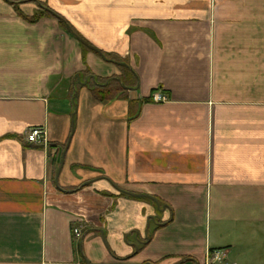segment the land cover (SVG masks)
I'll return each mask as SVG.
<instances>
[{
  "label": "crops",
  "instance_id": "crops-1",
  "mask_svg": "<svg viewBox=\"0 0 264 264\" xmlns=\"http://www.w3.org/2000/svg\"><path fill=\"white\" fill-rule=\"evenodd\" d=\"M211 251L264 264V0H0V264Z\"/></svg>",
  "mask_w": 264,
  "mask_h": 264
},
{
  "label": "built area",
  "instance_id": "built-area-1",
  "mask_svg": "<svg viewBox=\"0 0 264 264\" xmlns=\"http://www.w3.org/2000/svg\"><path fill=\"white\" fill-rule=\"evenodd\" d=\"M168 100L167 98L160 93L154 94L151 97V102L155 104H162L166 103ZM26 142L33 145H46L47 144V138L46 133L43 128H32L26 133ZM74 235L79 234L78 229L73 230ZM225 253L222 251H214L210 252L207 255V264H223L225 262Z\"/></svg>",
  "mask_w": 264,
  "mask_h": 264
},
{
  "label": "water",
  "instance_id": "water-1",
  "mask_svg": "<svg viewBox=\"0 0 264 264\" xmlns=\"http://www.w3.org/2000/svg\"><path fill=\"white\" fill-rule=\"evenodd\" d=\"M54 18H56L57 20H59V21H62L61 20V18H59L56 14H54V13H50ZM65 28H66V31L73 37V38H75L82 46H84L86 49H88V50H90V51H93V52H95V53H97L103 60H106V58L104 57V55L99 51V50H97L96 48H94L92 45H90L89 43H87L85 40H83L82 38H80L79 36H77L75 33H74V31H73V29L70 27V26H68L67 24H65ZM73 133V122H72V124H71V134ZM70 138H71V136L69 137V139H68V141H67V143H66V146H65V149H64V153H63V155H62V159H61V163H60V167H59V169H58V171H57V173H56V177H55V183L57 184V178H58V175H59V173H60V171H61V168H62V165H63V159H64V156H65V153L67 152V149H68V147H69V143H70ZM120 192H123V191H120ZM123 193H125V192H123ZM125 194H127V195H130V196H132V197H136V198H148V199H150L154 204H155V206H156V208H157V210L158 211H164L166 208H165V206H163L162 208H160V205H159V203L155 200V199H153V198H151V197H147V196H143V195H135V194H131V193H125ZM85 264H89V262L88 261H86L85 260Z\"/></svg>",
  "mask_w": 264,
  "mask_h": 264
},
{
  "label": "trees",
  "instance_id": "trees-1",
  "mask_svg": "<svg viewBox=\"0 0 264 264\" xmlns=\"http://www.w3.org/2000/svg\"><path fill=\"white\" fill-rule=\"evenodd\" d=\"M59 24L65 29V22L62 20V21H59ZM74 31V30H73ZM74 33L77 35V33L74 31ZM78 36V35H77ZM80 37V36H79ZM81 38V37H80ZM81 47H82V49L83 50H86V48L84 47V46H82V45H80ZM104 57L106 58V59H108V60H110V57L108 56V55H105L104 54ZM105 83V82H104ZM111 83V82H110ZM113 84H118L119 82L118 81H113L112 82ZM111 83V84H112ZM94 86H95V90H97V91H99V87L96 85V84H94ZM101 91H99L98 93H100ZM108 93H110V91L109 90H107V91H102V95H103V98L101 97V98H99L100 100H102V101H104L105 100V98H108L106 95L108 94Z\"/></svg>",
  "mask_w": 264,
  "mask_h": 264
}]
</instances>
